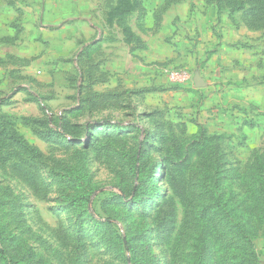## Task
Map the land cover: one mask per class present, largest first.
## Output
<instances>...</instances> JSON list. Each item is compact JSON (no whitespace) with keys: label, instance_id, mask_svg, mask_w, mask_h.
<instances>
[{"label":"rangeland","instance_id":"rangeland-1","mask_svg":"<svg viewBox=\"0 0 264 264\" xmlns=\"http://www.w3.org/2000/svg\"><path fill=\"white\" fill-rule=\"evenodd\" d=\"M210 1L104 68L10 6L0 264H264V0Z\"/></svg>","mask_w":264,"mask_h":264},{"label":"crops","instance_id":"crops-1","mask_svg":"<svg viewBox=\"0 0 264 264\" xmlns=\"http://www.w3.org/2000/svg\"><path fill=\"white\" fill-rule=\"evenodd\" d=\"M192 1L18 0L15 3L13 0H0V39L14 36L12 22L17 18L10 6L16 4L22 7L21 33L42 38L43 42L54 35L58 39L72 33L75 38L88 35L90 41L75 45L77 53L73 62L79 66L91 61L95 63L94 68H104L103 62L108 60L98 57L107 44L116 42V38L125 46L129 57L131 53L137 56L150 50L149 40L155 43L152 38H173L176 22L187 15ZM205 6L214 11L215 5L210 0H205Z\"/></svg>","mask_w":264,"mask_h":264},{"label":"built area","instance_id":"built-area-1","mask_svg":"<svg viewBox=\"0 0 264 264\" xmlns=\"http://www.w3.org/2000/svg\"><path fill=\"white\" fill-rule=\"evenodd\" d=\"M173 80H181V79H186V76H185V74H178V73H176V74H173V76L171 77Z\"/></svg>","mask_w":264,"mask_h":264},{"label":"trees","instance_id":"trees-1","mask_svg":"<svg viewBox=\"0 0 264 264\" xmlns=\"http://www.w3.org/2000/svg\"><path fill=\"white\" fill-rule=\"evenodd\" d=\"M254 1H255V3H256V2H257V3L260 2V0H254Z\"/></svg>","mask_w":264,"mask_h":264}]
</instances>
